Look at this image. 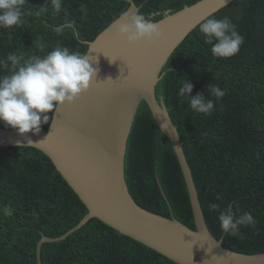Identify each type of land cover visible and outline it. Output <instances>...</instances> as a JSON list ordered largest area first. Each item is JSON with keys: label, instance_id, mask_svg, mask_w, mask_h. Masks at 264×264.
Here are the masks:
<instances>
[{"label": "trees", "instance_id": "16d2710c", "mask_svg": "<svg viewBox=\"0 0 264 264\" xmlns=\"http://www.w3.org/2000/svg\"><path fill=\"white\" fill-rule=\"evenodd\" d=\"M198 0H133L151 21ZM59 13L50 0H26L21 24L0 28V75L12 70L9 53L43 56L54 47L84 54L92 41L128 6V0H61ZM227 16L243 37L239 52L213 57L197 24L173 49L160 69L155 97L161 96L182 141L204 221L226 249L264 252V0H233L210 16ZM208 16V17H210ZM206 17V18H208ZM205 18V19H206ZM204 19V20H205ZM202 20L201 22H203ZM200 22V23H201ZM70 24L57 35L56 27ZM43 45V50L39 47ZM189 95L219 86L225 91L211 115L195 113L179 89ZM49 120L40 126L46 130ZM0 128L5 127L0 123ZM124 178L133 200L152 213L194 229L192 209L177 157L165 134L141 100L126 142ZM250 212L255 224L236 234L219 227L218 212ZM11 214H7V210ZM86 207L51 160L31 146H0V264H37L42 235L59 236L74 226ZM41 264H176L153 249L90 218L59 241L41 244Z\"/></svg>", "mask_w": 264, "mask_h": 264}, {"label": "water", "instance_id": "95a60500", "mask_svg": "<svg viewBox=\"0 0 264 264\" xmlns=\"http://www.w3.org/2000/svg\"><path fill=\"white\" fill-rule=\"evenodd\" d=\"M233 0H198L152 21L161 37L129 44L117 36L113 25L128 8L92 41L87 55L97 69L89 88L70 103L55 109L46 130L28 132L31 146L43 152L86 207L82 218L65 233L42 235L36 245L59 241L90 218H97L118 233L144 244L176 264H264V252L240 253L226 249L206 227L181 138L155 85L166 59L180 41L202 20ZM144 100L155 124L168 138L177 157L192 209L194 229L170 217L140 207L131 197L124 178V155L138 105ZM24 137L13 128H0V146H17Z\"/></svg>", "mask_w": 264, "mask_h": 264}, {"label": "clouds", "instance_id": "9594fccd", "mask_svg": "<svg viewBox=\"0 0 264 264\" xmlns=\"http://www.w3.org/2000/svg\"><path fill=\"white\" fill-rule=\"evenodd\" d=\"M25 2L0 0V28L21 24ZM50 2L54 14L59 13L61 0ZM70 27V24H64L56 27L54 32L59 35ZM113 28L116 35L124 37L129 44L140 40L152 42L162 35L158 24L139 12L125 13ZM198 31L204 43L211 46L210 53L216 58L227 59L236 55L243 44V37L227 16L217 18L213 15L206 18L199 23ZM39 47L43 50L44 46ZM6 60L10 62L12 70L0 75V123L15 129L18 135L24 137L26 142L17 141V147L34 144L25 134L38 133L41 124L49 120L47 113L65 102H72L85 92L97 72L87 55L61 46L54 47L46 55H34L27 59L22 54L9 53ZM192 87L185 80L178 94L188 100L193 112L205 116L211 115L216 102L225 95V91L216 85L206 86L212 98H207L204 92L189 95ZM208 208L209 211L218 212L219 227L224 233L234 235L241 226L255 224L250 212L237 215L232 208L221 209L218 203H209ZM7 214H11L10 209Z\"/></svg>", "mask_w": 264, "mask_h": 264}]
</instances>
